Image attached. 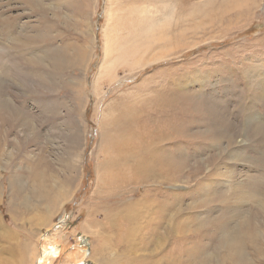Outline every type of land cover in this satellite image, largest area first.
I'll return each instance as SVG.
<instances>
[{
    "label": "rangeland",
    "instance_id": "rangeland-1",
    "mask_svg": "<svg viewBox=\"0 0 264 264\" xmlns=\"http://www.w3.org/2000/svg\"><path fill=\"white\" fill-rule=\"evenodd\" d=\"M43 1L49 5L46 21L21 0H0V59H8L13 72L0 99H7L14 111H26L33 121L30 129L17 122L9 126L10 111H0V264H39L51 246L59 256L44 258L49 264H232L221 253L214 255L225 236L208 216L226 212L218 191L250 176L264 177V165L258 162L262 146L248 127L250 120L264 118L259 95L264 0ZM7 20L11 23L6 25ZM45 23H50L45 29L52 38L47 43L35 40L29 47L28 40ZM44 47L68 48L74 59L64 72L58 70L59 88L36 84L35 72L43 66L36 69L29 61L35 69L30 70L21 62L20 53L30 57ZM16 56L19 61L14 62ZM28 70L29 75L22 73ZM30 79L25 88L23 81ZM201 87L219 95L230 109V116L220 112L235 125L234 131L227 130L233 146L217 131L218 146L211 145L213 138L218 140L206 123L213 114H207L202 101L199 108L192 104L191 93ZM176 92L189 94L190 100L174 108L162 106ZM241 99L250 105L238 104ZM180 119L191 120L181 133H197L195 141L180 133L169 138L172 131L166 134L169 126L180 129ZM167 145L173 151L183 149L190 158L185 157L183 180L141 176L137 156L149 153L144 165L152 166L153 160L164 159L161 150ZM200 146L206 151L201 153ZM227 147L243 153L244 161L225 157ZM210 148L224 152L215 163L222 166L218 172L231 170L232 177L228 172L215 176V166L207 160L205 169L202 161L213 156ZM123 158L136 173L118 165H124ZM41 181L47 183L43 191ZM212 181L219 182L218 188L211 187ZM206 193L212 200L217 197L212 206L202 205ZM234 196L230 194L232 203ZM240 220L232 221L239 234ZM260 224L257 236L246 243L247 264L264 263ZM243 240L249 241L247 236ZM192 255L198 259L188 260Z\"/></svg>",
    "mask_w": 264,
    "mask_h": 264
},
{
    "label": "bare ground",
    "instance_id": "bare-ground-1",
    "mask_svg": "<svg viewBox=\"0 0 264 264\" xmlns=\"http://www.w3.org/2000/svg\"><path fill=\"white\" fill-rule=\"evenodd\" d=\"M43 0H21V2L23 4H25L29 9L31 10H34L36 9V11L40 12V16L42 17V20L46 21V18L44 16H46L44 13H46L48 10H49V5L47 6L46 4L42 3ZM231 2H234V1H242V0H230ZM44 2V1H43ZM235 2V3H237ZM225 3V2H224ZM185 4V3H184ZM202 6V5H201ZM51 8V7H50ZM142 10L145 11L147 13V11H150V8L146 7V6H141ZM170 9L173 10L175 9V7H173V4H171L170 6ZM57 11V10H56ZM173 12V11H172ZM221 12V11H220ZM59 13V12H58ZM55 14V13H54ZM57 14V13H56ZM44 15V16H43ZM40 17V18H41ZM11 21L10 20H7L5 21V24H10ZM52 24V23H51ZM56 26V25H55ZM45 27H50V23H45L44 26H43V29L36 33L34 35V37H32L31 39L28 40L29 42V47H32L33 45H35L33 43V41L36 40H39V41H44L45 43H47L45 40L48 39V37H51V32H48L46 31ZM50 35V36H49ZM30 38V37H29ZM52 38V37H51ZM16 39V38H15ZM27 39V38H26ZM50 39V38H49ZM18 44V43H16ZM13 45V44H12ZM25 45V44H24ZM23 45V46H24ZM45 48V47H44ZM77 48V47H76ZM8 50V49H7ZM6 50V51H7ZM5 51V53H6ZM39 52V51H38ZM80 52V51H79ZM78 52V53H79ZM77 53V54H78ZM86 54V52H83V56ZM20 57H22L21 59V62H24L27 64V67L31 70H35L31 63L36 66V69H38L40 66H43V69H39L37 72H35V76H37V80L38 82L36 84H39L41 83V85H50V86H54V87H58L60 84H58V81L56 80L57 79V76L58 78L60 77V72H64V70H66L65 68V65L70 61V63H72L74 61V59H72L71 57V53L69 52V49L68 48H58V47H54V48H45L44 51H42L40 54H37V55H32L29 57V55H24L22 53L19 54ZM3 57V55L1 54L0 52V58ZM70 57V58H68ZM29 58V60H28ZM14 59V62H17L19 61V57L16 56V58H13ZM83 61L85 60V57L82 59ZM9 61L8 59H5L3 58V60L0 59V97L2 95V92L3 90L5 91V88L7 87L6 85V81H8V78L12 77V69L10 71L9 69V65L7 62ZM30 61V62H29ZM115 61V59H114ZM8 64V65H7ZM246 69V68H245ZM30 70H28L27 72L25 71H22L23 74H28L30 73ZM59 70V71H58ZM261 71V70H260ZM249 73V71H248ZM20 74V72H19ZM63 74V73H62ZM245 74V72H244ZM251 74V72H250ZM29 75V74H28ZM17 77V76H16ZM234 77V76H233ZM245 77V76H244ZM239 78V77H238ZM243 78V77H242ZM248 78V77H247ZM26 79V78H25ZM35 78H33L34 80ZM244 79V78H243ZM29 80V79H28ZM31 80V79H30ZM31 80L30 82L28 81H23L22 84H24L25 88L27 86V84H31L32 81ZM236 81V80H235ZM245 82V81H244ZM54 83V84H53ZM5 84V85H4ZM64 84V83H63ZM238 84V83H237ZM251 85V84H249ZM261 85V88H262V92L259 94L261 96V98L263 97L264 98V81H261L260 83ZM17 85L14 84V90L17 88L16 87ZM182 86V85H181ZM188 86V85H187ZM186 86V87H187ZM248 86V85H247ZM42 87V86H41ZM185 87V86H184ZM209 87V86H208ZM260 87V86H258ZM59 88V87H58ZM254 88V86H253ZM175 89V88H174ZM178 89V88H177ZM188 89V88H187ZM186 89V90H187ZM190 89V88H189ZM255 89V88H254ZM204 89L203 87H201L200 89L196 90V92H193L191 93V95L195 96V99H194V102L192 103L193 104V108H199L198 105L201 106V104L203 105V107L205 108L207 114L212 113L213 115L209 117V119H206V123L210 126L211 130L213 132V137L215 136L216 138H218L217 142L215 141V139L213 138V141L211 140V145H215V143L217 144L218 146V143L220 141V137H217L216 136V131L218 132V135L219 136H225L226 138H229L230 139V143L229 144H232L231 141H233V135L228 131L227 133V130L228 129H231L232 128V131L235 130V125L232 124L231 122H229L226 118V115L225 114H228L230 116V109L227 108L228 106L226 104H224L221 100H219L216 96L214 95V92L210 93V92H203ZM233 91V90H232ZM167 92V91H166ZM190 92V91H189ZM4 93V92H3ZM177 93V92H176ZM172 94L170 97H169V102L168 104L165 103V101L161 102L162 106H164L165 108H168L169 106H172L173 108L175 106H181L187 99L188 95L189 94H185L183 92L181 93H177V94ZM240 93V92H239ZM6 94V93H5ZM227 95V94H226ZM160 97V96H158ZM165 97V96H164ZM190 97H188L189 99ZM230 98V97H229ZM248 98V97H247ZM244 99V98H243ZM177 100L179 101V103L177 102ZM190 100V99H189ZM153 101V100H152ZM167 101V100H166ZM202 101V102H201ZM155 102V101H154ZM199 102H201V104H199ZM188 103V101H187ZM239 103H244L246 106H249L250 104L248 102H245L244 100H238V104ZM11 103L9 101H7V99H0V111H3V110H7L10 111V112H5L3 111L4 114H6V116L8 117V120L5 122L7 123L9 126H11L13 123H21L25 128L33 125V121L31 122V120L29 119V115L27 116L26 115V111H23L21 108L19 110H16L14 111L12 109V107L10 106ZM185 105V104H183ZM241 107V105H239ZM221 107V108H220ZM224 107V108H222ZM245 107V106H244ZM173 108H171V111L173 110ZM250 108V107H249ZM179 109V108H178ZM203 109V108H202ZM221 109V110H220ZM25 110V109H24ZM169 110V109H168ZM185 110V108H184ZM194 110V109H193ZM192 110V112H193ZM224 110L225 114L221 113L220 111ZM22 111V113H21ZM54 111V110H53ZM191 111V110H190ZM160 112H162L160 110ZM166 112V111H165ZM197 112V111H196ZM199 112V111H198ZM223 112V111H222ZM149 113V112H148ZM167 113V112H166ZM32 114V113H31ZM35 114V113H34ZM171 114V113H170ZM174 114V113H173ZM147 115V114H146ZM168 115V113H167ZM192 115V114H191ZM203 115V114H202ZM211 115V114H210ZM227 115V116H228ZM33 116V115H32ZM175 116V115H174ZM178 116V115H177ZM181 116V115H180ZM179 116V117H180ZM147 117V116H146ZM166 117V116H165ZM164 117V118H165ZM169 117V116H168ZM167 117V118H168ZM171 117V116H170ZM187 117V116H186ZM190 117V116H189ZM188 117V118H189ZM195 117V116H194ZM192 118V116H191ZM206 118V117H205ZM169 119V118H168ZM179 119V118H178ZM196 119V118H195ZM263 117H259L258 119H255V120H250L249 121V130H253L255 136H256V139H258L256 142L259 143L261 146H262V151L259 153L258 155V162H260V164H263L264 165V121H263ZM171 120L173 121L172 117H171ZM199 120V119H198ZM218 120H221V124L218 123L219 125L217 126V122ZM246 120V119H245ZM4 121V120H3ZM2 121V122H3ZM181 121V126H180V129H176V127L174 126H169L167 129H166V134L169 136L170 134V131H172V135L169 136L172 137L173 135L176 136L177 133H180L181 136H187L186 138H190V140H193L195 141L194 139L198 137L197 133H194V134H190L191 132L187 131L186 133H182L183 130L185 131V129L188 127H191L189 126L190 125V121L191 120H183L185 122L182 121V119H180ZM195 121V120H194ZM197 122V121H196ZM201 123V122H200ZM199 123V124H200ZM205 123V122H204ZM248 122H246L247 124ZM178 124V123H177ZM176 124V125H177ZM202 124V123H201ZM200 124V125H201ZM245 124V125H246ZM15 125V124H14ZM21 125V126H22ZM194 125V124H193ZM8 127V126H7ZM32 127V126H31ZM244 127V126H243ZM197 128V127H196ZM4 129V128H3ZM30 129V127H29ZM10 130V129H9ZM6 131V130H5ZM1 133V132H0ZM7 133V132H6ZM205 133V132H203ZM207 133V132H206ZM209 133V132H208ZM179 134V135H180ZM190 134V135H189ZM200 134V133H199ZM203 135V134H202ZM207 135V134H206ZM210 136L211 133H209ZM230 135V137H229ZM131 136V135H130ZM201 136V135H200ZM158 137V136H157ZM166 137V136H165ZM126 138V137H125ZM164 138V137H163ZM173 138V137H172ZM7 139V137L5 138ZM157 139V138H156ZM203 139V137H202ZM3 140V139H2ZM199 140V139H198ZM127 141V139H126ZM125 141V142H126ZM169 139L166 138V142L168 143ZM207 141V140H206ZM1 142V140H0ZM153 142V141H152ZM123 143V142H122ZM131 143V142H130ZM162 143V142H161ZM207 143V142H206ZM128 144V143H126ZM160 144V142L158 143ZM212 145V146H213ZM234 144H232L233 146ZM121 146V145H120ZM124 146V145H123ZM216 146V147H217ZM231 146V145H230ZM128 147V146H127ZM164 151L161 150V153H164L165 154H161V157H164L163 160H160V161H157V160H153V163H152V166L150 167H146L144 165L145 163V158L148 157V155L146 156L144 154V152H141V155L136 156L138 157L137 160H136V165H138L136 168H137V172L139 174H141V176H143V173H145V175L147 176H144V178L146 177L147 179H149V177L151 178H155V179H162V177L164 178H167V180L165 182H168V181H171V180H177L178 178L183 180V173H184V168L186 166V158L185 157H188L187 154H185L186 151H184L183 149H178V150H175L173 151L171 148L167 146H164ZM203 147V146H202ZM200 146V152L203 153L204 151H206V149L202 148ZM207 147V146H206ZM122 148V147H121ZM132 148V147H131ZM160 148V147H159ZM213 149H216V148H213ZM213 149H209L212 151V155L210 158H207V159H203V163L205 165V169L208 170V165L206 166L205 164V161L207 160L208 163L210 165H213L215 166V176H226L225 173L228 172V173H231L230 171H226V172H223V170H220V172H218V170L220 168H222L221 164H219L218 162L215 163V160H218V159H222V156H224V152H221V151H218L216 152L217 150H215V152L213 151ZM230 149H233V148H230ZM1 150V149H0ZM122 150V149H121ZM137 150V149H136ZM159 150V149H158ZM208 150V151H209ZM228 150V147L226 149V151ZM120 151V149H119ZM118 151V152H119ZM134 151V150H133ZM140 151V150H139ZM121 152V151H120ZM149 152V151H148ZM198 152V153H200ZM125 153V152H124ZM128 153V151H127ZM151 153V152H150ZM159 153V152H158ZM229 153V154H228ZM122 154V153H121ZM134 154V153H133ZM147 154V153H146ZM189 154V152H188ZM225 157L227 158H231L232 156L234 158H238V159H245V155H242L237 153V151L235 152H232V151H227V153L225 152ZM116 155V154H115ZM123 155V154H122ZM135 155V154H134ZM145 155V156H144ZM170 155H173V156H170ZM191 155V154H190ZM130 156V155H129ZM157 156V155H156ZM215 156V157H214ZM153 157V156H152ZM155 157V155H154ZM114 158V157H113ZM131 158V157H130ZM156 158V157H155ZM154 158V159H155ZM189 158V157H188ZM187 158V159H188ZM225 158V159H227ZM120 159V157H119ZM122 159V158H121ZM160 159V158H159ZM118 160V159H117ZM152 160V159H151ZM150 160V161H151ZM190 160V158H189ZM114 161H115V158H114ZM188 161V160H187ZM122 162L124 163L123 164H118L119 166L121 165L123 168L129 170L131 169L132 171L134 170V166L132 167H129L130 165L126 164L127 160L123 158ZM129 162V161H128ZM148 162V161H146ZM132 163V162H131ZM189 163V162H188ZM187 163V164H188ZM147 164V163H146ZM150 164V163H149ZM147 164V165H149ZM196 164V163H195ZM198 164V163H197ZM200 164V162H199ZM202 166V164L199 166V168ZM114 167V166H113ZM121 167V168H122ZM145 167L147 168L145 170ZM193 167V166H192ZM258 167H263V166H258ZM197 168V167H196ZM117 169V167H116ZM120 169V168H119ZM229 169V168H228ZM261 169V168H260ZM200 170V169H199ZM203 170V169H202ZM135 171V170H134ZM186 171V170H185ZM193 172V171H192ZM205 172V171H204ZM136 173V171H135ZM191 173V172H189ZM227 173V174H228ZM231 177L233 176V173H231ZM230 175V174H229ZM261 175V174H260ZM250 176V178L248 179L247 182H243V181H237L236 185H233L229 190L226 189L227 191L225 192V190H220L218 191L219 192V198L221 199V202L222 200L225 201V203L222 202V204H226L227 206V209H226V212H222L220 213L219 216H214L212 215L213 217H209V220L211 219L212 220V223L213 225L216 224V227L218 228L219 231L223 232L221 234H224V238H222L220 241H219V244H216L215 245V256L218 257V255L220 256V253L223 257H226L225 260H230L232 264L233 261L236 263V264H247V262L249 263L248 261V258H247V248H246V243H249L251 242L250 240L251 239H254L256 236H257V231L261 230V227L262 225L260 224L263 223V230L264 231V201H260L262 194H261V189L264 188V177L263 176ZM38 176V175H37ZM228 176V175H227ZM208 177V176H207ZM211 177V176H210ZM224 178V177H223ZM12 180H15L14 178ZM240 180V179H239ZM209 181V180H208ZM211 181V180H210ZM41 185L40 188L41 190H45V188L47 187V183H45V181H41L40 183ZM175 184H178V183H175ZM210 184V182H209ZM213 185H211V187L213 189H216L218 188L217 186H219V182H214L212 181ZM222 186V185H221ZM208 184H207V188L210 189L209 191H215L211 188ZM227 187V186H226ZM222 189V188H221ZM263 190V189H262ZM208 191V190H207ZM206 191V192H207ZM209 191H208V195H209ZM229 191H233V192H229ZM204 192V191H203ZM217 193V192H216ZM264 193V192H263ZM204 194V193H203ZM229 194V195H227ZM230 194H235V196L233 197V201L234 203H232V200H230ZM207 195V193L205 194ZM205 196L203 197V202L204 204L202 205H207V206H212V203H213V200L214 199H217L216 195H215V198H212L210 199L209 197ZM199 201V200H198ZM217 203H218V200H216ZM215 201V202H216ZM218 205V204H217ZM224 207V206H223ZM209 211L211 210H214L213 208H209L208 209ZM221 211V210H220ZM214 212H216L214 210ZM128 213V212H127ZM245 216V217H244ZM239 217H241V220H240V230H241V234H239L237 231H238V224L237 225H234V222H232L233 220H239ZM243 217V218H242ZM207 218V219H208ZM206 219V220H207ZM199 221H203L201 219H198ZM204 220V221H206ZM207 220V221H209ZM205 224H208V222H206ZM221 236V235H220ZM245 236L248 237V242H245L243 239L245 238ZM3 240H4V237H2ZM207 251V250H206ZM204 251H202L203 253ZM59 252L57 251V249L54 247V246H51V248H48L44 251V253L42 254L41 256V259H40V263H43V260L44 258L46 257H49V256H54L55 258L57 256H59L58 254ZM253 253L256 255V257H258L259 255H261V252L258 251V248L255 249V247L253 248ZM193 254H196V253H193ZM253 254V255H254ZM203 255V254H202ZM209 255V254H208ZM204 257V256H203ZM209 257V256H208ZM260 257V256H259ZM200 258V257H199ZM221 258V257H220ZM230 258H232L233 260H231ZM261 258V257H260ZM194 259H198L197 257H195L194 255H192L191 257H188V260H194ZM264 262V261H263ZM257 263H260V262H257ZM255 264V263H254ZM264 264V263H263Z\"/></svg>",
    "mask_w": 264,
    "mask_h": 264
},
{
    "label": "built area",
    "instance_id": "built-area-1",
    "mask_svg": "<svg viewBox=\"0 0 264 264\" xmlns=\"http://www.w3.org/2000/svg\"><path fill=\"white\" fill-rule=\"evenodd\" d=\"M61 226V225H60ZM41 264H49V263H47V260H45V262H43V263H41Z\"/></svg>",
    "mask_w": 264,
    "mask_h": 264
}]
</instances>
